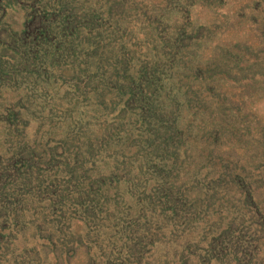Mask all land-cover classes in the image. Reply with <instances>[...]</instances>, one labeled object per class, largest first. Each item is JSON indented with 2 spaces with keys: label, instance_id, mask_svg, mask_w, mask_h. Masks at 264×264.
Returning <instances> with one entry per match:
<instances>
[{
  "label": "rangeland",
  "instance_id": "1",
  "mask_svg": "<svg viewBox=\"0 0 264 264\" xmlns=\"http://www.w3.org/2000/svg\"><path fill=\"white\" fill-rule=\"evenodd\" d=\"M21 36L0 264H264V0H0V51Z\"/></svg>",
  "mask_w": 264,
  "mask_h": 264
},
{
  "label": "trees",
  "instance_id": "2",
  "mask_svg": "<svg viewBox=\"0 0 264 264\" xmlns=\"http://www.w3.org/2000/svg\"><path fill=\"white\" fill-rule=\"evenodd\" d=\"M73 1H76V0H73ZM51 11H59L61 14L65 15L63 18L59 17V20H61L59 25H57L58 21H56V19H54V18L50 19L49 25L52 26L54 29H56L57 27L59 28L60 26L61 27L65 26L66 24L67 25L70 24L71 18L74 17V12L68 11V9H65L64 7L63 8L53 7ZM66 11H68L67 14H65ZM55 22H56V24L53 26L52 24ZM170 40L167 41L168 44H170L172 46L180 45L179 42H177V38H174V40L172 42H170ZM0 48H2L1 42H0ZM4 48H7V49L0 51V73H3V72L6 73L7 70L5 68H9L12 71L11 76H15L14 73L16 74L17 77L20 74L21 75L29 74V73H31V71H30L31 63L36 64L39 60L36 51H34L29 46V42H26L24 37H22V36L19 38V40L16 38L6 39ZM163 48H164L163 55L164 56L171 55V56H173V59H174V57L176 56V52H173V49H170L172 51H170V53H168L167 50H165L167 48L166 45ZM8 50H9V52H10V50H12V54H10V53L8 54ZM159 68H157L154 71L153 76L149 75V78L156 79V73L159 70ZM5 73H3V74H5ZM141 108H142L141 111L144 115V118L142 120L144 121L145 116H148L150 118L149 121L147 120L148 124H152L151 123L152 121H154L155 123L156 122L159 123V121H157L158 120L157 116H160L161 114H165V111L163 110V108L159 104L154 103V105H151V106L148 105L147 108H146V105H143ZM173 124L180 132L184 131V129H181L180 127H178L176 119H173ZM206 128L209 129L210 127L208 125H206ZM215 128L216 127H211L210 129H215ZM187 129L190 130L191 127L187 126ZM214 145L216 147L220 146L219 143H214ZM175 188H176V184L171 183V181L169 179L167 180L165 178V181H163V183H160V186L158 185L156 190L159 193L166 194L164 192V190H166L168 192L169 189L172 190ZM173 194H176V191Z\"/></svg>",
  "mask_w": 264,
  "mask_h": 264
}]
</instances>
